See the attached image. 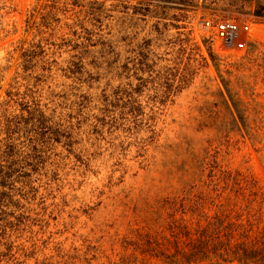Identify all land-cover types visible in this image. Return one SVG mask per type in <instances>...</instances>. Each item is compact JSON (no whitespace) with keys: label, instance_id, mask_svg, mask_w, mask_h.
<instances>
[{"label":"rangeland","instance_id":"374dc122","mask_svg":"<svg viewBox=\"0 0 264 264\" xmlns=\"http://www.w3.org/2000/svg\"><path fill=\"white\" fill-rule=\"evenodd\" d=\"M141 1L0 0V264H160L215 166L264 193L255 0Z\"/></svg>","mask_w":264,"mask_h":264},{"label":"trees","instance_id":"16d2710c","mask_svg":"<svg viewBox=\"0 0 264 264\" xmlns=\"http://www.w3.org/2000/svg\"><path fill=\"white\" fill-rule=\"evenodd\" d=\"M140 3L153 5L152 0ZM254 15L264 18V0H255ZM215 167L205 184L215 197H199L189 204L197 216L195 226L190 225L192 217H183V248H147L144 255L160 264H264V227L254 228L264 193L250 174Z\"/></svg>","mask_w":264,"mask_h":264},{"label":"built area","instance_id":"2783aa9c","mask_svg":"<svg viewBox=\"0 0 264 264\" xmlns=\"http://www.w3.org/2000/svg\"><path fill=\"white\" fill-rule=\"evenodd\" d=\"M205 28H213L215 30L218 39L223 42H230L238 37L240 31H247L248 24L239 23L232 19H222L215 24H211L210 20L204 22ZM244 42H239V47H243Z\"/></svg>","mask_w":264,"mask_h":264}]
</instances>
